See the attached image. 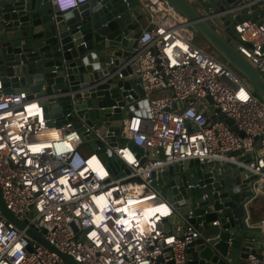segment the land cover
Returning a JSON list of instances; mask_svg holds the SVG:
<instances>
[{"label":"built area","instance_id":"obj_1","mask_svg":"<svg viewBox=\"0 0 264 264\" xmlns=\"http://www.w3.org/2000/svg\"><path fill=\"white\" fill-rule=\"evenodd\" d=\"M88 1L51 3L57 12L67 13ZM135 1L143 17L131 66L141 79L149 108L133 110V117L124 121L121 140L110 136L104 122L84 124L87 133L106 144L104 153L90 152L73 122L49 127L41 102L23 93H4L0 78V185L5 205L27 229L33 228L80 264L187 262V247L199 232L192 225L186 230L180 225L164 228V219L176 208L153 185V174L175 164H233L264 183V102L226 62L191 42L196 34L188 20L166 0ZM260 1L264 2L249 0L250 5ZM242 8L215 13L200 7L199 12L228 40L230 32L220 18L232 15L234 20ZM235 29L240 39L230 33L228 41L264 76V11L256 21L235 22ZM32 105L38 106L34 115L28 113ZM112 141L118 146L110 147ZM130 141L143 153H135ZM114 155L122 162L119 166H113ZM247 156L250 162L240 160ZM93 158L103 176L91 167ZM148 205L165 207L168 213L142 226L134 218H141V208ZM134 206L136 216L131 217ZM256 226L261 233L250 242L261 249L264 217ZM260 255L249 253L246 264H264V251ZM0 264L67 263L0 210Z\"/></svg>","mask_w":264,"mask_h":264},{"label":"water","instance_id":"obj_2","mask_svg":"<svg viewBox=\"0 0 264 264\" xmlns=\"http://www.w3.org/2000/svg\"><path fill=\"white\" fill-rule=\"evenodd\" d=\"M166 2L188 20L191 30L242 76L264 102V76L199 12L200 7L220 13L242 6L234 20L232 15L220 18L226 30L240 39L235 22L258 20L264 2ZM142 17L135 0H127V4L123 0H89L67 13L55 12L50 0H0V78L4 93H23L29 100H39L49 127L73 122L83 143L104 153L106 144L95 134L87 133L84 124L92 127L104 122L110 126V136L121 140L124 121L133 117V110L149 108L141 79L131 66L133 49L137 48L142 32ZM209 116L212 118L213 114ZM220 117L232 124L224 114ZM109 146L117 147L118 143L112 141ZM128 146L135 153H143L131 141ZM114 158L117 161L113 166H119L121 160L115 155ZM246 159L240 160L250 162L248 156ZM153 179L162 197L176 208L173 216L164 219V228L175 230L180 225L186 230L192 225L199 232V237L187 247L185 264H242L249 253L261 256L264 246L256 249L250 242L252 233H261L259 227L250 225L251 219L264 213L258 187L262 184L260 176L233 164L205 166L190 160L153 174ZM0 210L10 222L26 229L67 264H80L58 251L33 228L27 229L26 223L7 209L1 185Z\"/></svg>","mask_w":264,"mask_h":264},{"label":"bare ground","instance_id":"obj_3","mask_svg":"<svg viewBox=\"0 0 264 264\" xmlns=\"http://www.w3.org/2000/svg\"><path fill=\"white\" fill-rule=\"evenodd\" d=\"M37 105H32V106H29L28 107V113L30 114V115H34L33 113L35 112V111H38V109H37ZM127 154V156L129 157V154L128 153H126ZM130 159H132V158H130ZM90 165H91V167L95 170V171H97L101 176H103L104 175V172H103V170H102V167L99 165V163H98V161L96 160V158H93L92 160H90ZM139 192V190H136V192L135 193H138ZM130 203H133V204H135V202H132V199H130ZM137 206V205H136ZM136 206H134L133 207V210L131 209V211H130V213L129 214H131V217L132 216H136L135 215V212H136ZM141 207V206H140ZM136 208V209H135ZM127 211H129V208L127 207ZM141 213H142V217L141 218H139V215L136 217V218H134V220H136L137 222H140L139 224L140 225H144V224H146L148 221H151V219H155V218H157L158 219V215H166L167 213H168V210L165 208V207H162V206H160V207H156V206H154V205H148V206H143L142 208H141Z\"/></svg>","mask_w":264,"mask_h":264},{"label":"rangeland","instance_id":"obj_4","mask_svg":"<svg viewBox=\"0 0 264 264\" xmlns=\"http://www.w3.org/2000/svg\"><path fill=\"white\" fill-rule=\"evenodd\" d=\"M230 33H228V35L226 36L227 38H228V40L229 41H231V39H229V37H230ZM191 42L193 43V44H195L196 46H198V47H200V48H203V49H205L206 51H208L209 53H211V54H213V55H215V56H217V54L214 52V51H212V49L209 47V45L199 36V35H195V37L194 38H192L191 39ZM218 57V56H217ZM219 58V57H218ZM220 59V58H219ZM87 149L90 151V152H94L93 151V149L89 146V147H87ZM258 187H263L264 188V184L262 183V184H260ZM261 190V197H263V195H264V192H263V189H260ZM262 206L264 205V202H262V204H261ZM260 217H261V214L260 215H258L257 217H255V218H253V219H251L250 220V225H257L258 223H259V219H260ZM252 235V237H254V236H256V237H258L260 234H256V233H252L251 234ZM242 263L243 264H246L247 263V261H242Z\"/></svg>","mask_w":264,"mask_h":264},{"label":"crops","instance_id":"obj_5","mask_svg":"<svg viewBox=\"0 0 264 264\" xmlns=\"http://www.w3.org/2000/svg\"><path fill=\"white\" fill-rule=\"evenodd\" d=\"M50 2H51V0H50ZM51 5H52V9L55 11V12H57V10L55 9V7L53 6V4L51 3ZM143 26H145V24L143 23ZM264 184V183H263ZM261 189H263V192H264V188L263 187H261ZM262 202H264V195H263V198H262V201H261V203ZM264 217V213L261 215V217H260V219H259V221L261 220V218H263ZM243 264V263H242Z\"/></svg>","mask_w":264,"mask_h":264},{"label":"clouds","instance_id":"obj_6","mask_svg":"<svg viewBox=\"0 0 264 264\" xmlns=\"http://www.w3.org/2000/svg\"><path fill=\"white\" fill-rule=\"evenodd\" d=\"M75 7V6H74ZM74 7H72L71 9L73 10L74 9ZM60 12H63V11H60Z\"/></svg>","mask_w":264,"mask_h":264},{"label":"trees","instance_id":"obj_7","mask_svg":"<svg viewBox=\"0 0 264 264\" xmlns=\"http://www.w3.org/2000/svg\"><path fill=\"white\" fill-rule=\"evenodd\" d=\"M218 56V55H217ZM219 57V56H218ZM220 58V57H219ZM221 59V58H220ZM222 60V59H221Z\"/></svg>","mask_w":264,"mask_h":264}]
</instances>
